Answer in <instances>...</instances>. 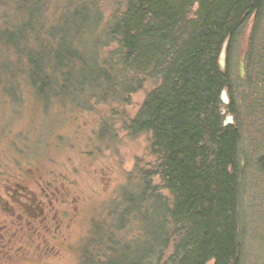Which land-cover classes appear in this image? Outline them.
<instances>
[{
    "label": "trees",
    "instance_id": "trees-1",
    "mask_svg": "<svg viewBox=\"0 0 264 264\" xmlns=\"http://www.w3.org/2000/svg\"><path fill=\"white\" fill-rule=\"evenodd\" d=\"M49 3H4L0 108L20 114L30 106L47 116L61 110L79 121L73 113L128 103L146 77L156 83L126 128L148 136L150 159L135 165L110 202L112 221L92 226L82 263L243 264V106L235 91L246 78L264 85V0H128L123 15L109 19L96 3L71 1L53 23L45 19ZM252 18L241 79L240 44ZM226 116L236 123L225 125ZM42 127L40 143L63 138L51 123ZM31 129L17 136L31 140ZM110 129L103 122L100 136ZM257 166L264 175V155Z\"/></svg>",
    "mask_w": 264,
    "mask_h": 264
},
{
    "label": "rangeland",
    "instance_id": "rangeland-1",
    "mask_svg": "<svg viewBox=\"0 0 264 264\" xmlns=\"http://www.w3.org/2000/svg\"><path fill=\"white\" fill-rule=\"evenodd\" d=\"M71 1L83 2L94 8L96 3L99 10L104 12L105 19H109L112 14L122 16L128 0H50L45 19L56 22L59 13L67 10ZM8 2L10 0H0V26L4 19H7L4 3ZM253 24L252 18L243 31L240 57L245 56L247 51ZM112 50L114 45L109 46L106 53ZM139 77L143 79V76ZM155 84L151 78L146 77L143 88L132 94L130 102L100 104L89 111L79 110L78 113H73L74 116H79V121L72 120L71 115L61 110L47 116L39 110L30 109V106L24 107L20 114H12L9 110L0 108V177L18 175L19 171L14 167L19 163L26 167L32 166L37 176L40 173L46 174L45 169H49L54 176H59V187L71 191L67 199L70 209L74 211V208H78L76 221L72 222L70 227H67L68 221L62 227H58L56 222L55 228L51 230L45 222L39 221L44 215L30 231L27 230L29 226L25 229L22 225L28 222L27 218L13 221L11 214H7L4 206L0 205V246L7 247L0 250V264H84L82 262L86 254L85 246L92 226L96 221H112V218H108L110 202L114 200L135 165L139 163L144 166L150 159L148 136H130L126 128L138 115ZM235 93L243 106L240 157L246 184L243 264H264V175L258 171L257 166V161L264 155V85L261 86L255 77L251 83L246 78L244 83L238 85ZM56 120L59 122L54 123ZM103 122L108 123L111 129L102 137L100 125ZM50 123L56 127V134L61 133L63 138L53 137L49 145L40 143L37 141L40 128ZM233 123H236L235 118ZM29 128H32L31 140L26 134L17 136ZM12 140L15 143H12ZM29 143L35 148L30 150ZM14 144L18 146V151ZM26 149H29L28 153L21 156ZM22 169L23 166L20 167V170ZM3 182L6 181H0V185H3ZM156 182L159 183L158 179ZM33 188L37 190L36 186ZM63 188L62 192L65 191ZM163 192L168 195L167 191ZM41 196L44 198L42 194ZM59 200L64 202L66 199ZM54 204L55 207L47 211L48 219L60 211L63 205L60 206L56 201ZM32 212L35 215L37 211ZM46 222L49 223L48 220ZM30 223L33 224V221ZM37 224L42 226L38 228ZM27 232L32 237H28L26 243H21L19 237ZM173 253L174 246H171L166 252V259Z\"/></svg>",
    "mask_w": 264,
    "mask_h": 264
},
{
    "label": "flooded vegetation",
    "instance_id": "flooded-vegetation-1",
    "mask_svg": "<svg viewBox=\"0 0 264 264\" xmlns=\"http://www.w3.org/2000/svg\"><path fill=\"white\" fill-rule=\"evenodd\" d=\"M28 148L31 150L30 147ZM29 149H26V151L22 153L21 156L23 154L26 155ZM21 166H23L22 170H20ZM14 169L19 171L18 175L8 176L5 178L0 177V181L3 179L6 181L5 183L3 182V185H0V205L4 206V211H6L7 214H11L13 221L18 222L21 218H27L28 222L26 224L23 223L22 225L25 229L26 226H29L27 227V230L30 231L33 227H35L38 220L44 215V218H46L50 224L47 223V220L44 218H41L39 221L42 220V222H45V224H47L51 230L52 228H55L56 222L59 224L58 227H62L64 226V223L68 221L67 227H70L72 222L76 221V213L78 208H74L73 211L68 206L69 200L67 199H69L71 191H68L63 187H59V176H54L53 173L49 171V169H45L46 174L42 175L40 173L39 176H37L32 166L26 167L20 163L17 164ZM31 180H33V182H31ZM34 186L37 187V190L33 188ZM61 188H63L65 191L62 192ZM38 189H40V191ZM41 194L44 196V198H42ZM61 198L66 200L62 202L59 200ZM54 201L59 202L60 206L61 204L63 205L60 211L52 214V218L48 219L49 215L47 211L48 209L55 207ZM35 210L37 212H35V215H33L34 213L32 211ZM49 211L51 212V210ZM30 221H33V224L30 223ZM37 225L38 228L42 226V224ZM32 232H34V230ZM40 233L42 232L40 231ZM19 235L20 233L18 234V237ZM28 237H32L29 232L23 233L21 238L19 237V241L21 243H26L28 241ZM4 249H7V247L0 246V250Z\"/></svg>",
    "mask_w": 264,
    "mask_h": 264
},
{
    "label": "water",
    "instance_id": "water-1",
    "mask_svg": "<svg viewBox=\"0 0 264 264\" xmlns=\"http://www.w3.org/2000/svg\"><path fill=\"white\" fill-rule=\"evenodd\" d=\"M253 21H254V18H253ZM228 48H229V41H226L222 47L220 57H219V64H220L222 71H225L226 67H227ZM238 64H239L238 65L239 76L241 79H243L245 76V63H244V56L243 55H241ZM221 99L225 105H228L230 103L227 91H223ZM221 113L223 115H225L226 110L222 109ZM224 124L225 125L233 124V117L227 116Z\"/></svg>",
    "mask_w": 264,
    "mask_h": 264
},
{
    "label": "bare ground",
    "instance_id": "bare-ground-1",
    "mask_svg": "<svg viewBox=\"0 0 264 264\" xmlns=\"http://www.w3.org/2000/svg\"><path fill=\"white\" fill-rule=\"evenodd\" d=\"M223 47V46H222ZM239 74V73H238Z\"/></svg>",
    "mask_w": 264,
    "mask_h": 264
}]
</instances>
